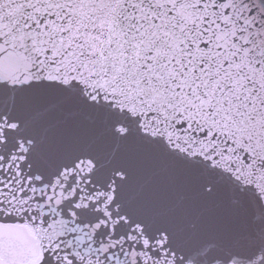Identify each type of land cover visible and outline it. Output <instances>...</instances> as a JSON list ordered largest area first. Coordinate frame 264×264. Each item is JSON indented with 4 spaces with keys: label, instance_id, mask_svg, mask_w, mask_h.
<instances>
[{
    "label": "snow or ice",
    "instance_id": "obj_1",
    "mask_svg": "<svg viewBox=\"0 0 264 264\" xmlns=\"http://www.w3.org/2000/svg\"><path fill=\"white\" fill-rule=\"evenodd\" d=\"M0 264H264V0H0Z\"/></svg>",
    "mask_w": 264,
    "mask_h": 264
}]
</instances>
